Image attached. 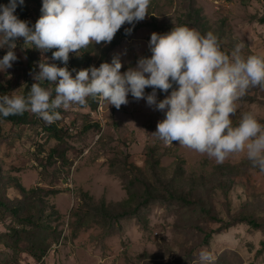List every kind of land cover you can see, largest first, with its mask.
Segmentation results:
<instances>
[{"label": "rangeland", "instance_id": "obj_1", "mask_svg": "<svg viewBox=\"0 0 264 264\" xmlns=\"http://www.w3.org/2000/svg\"><path fill=\"white\" fill-rule=\"evenodd\" d=\"M39 1L24 0L23 4L35 21L41 13ZM263 17L264 0H151L146 18L134 25L124 24L113 38L114 44L112 40L88 47L91 65L99 67L118 56L121 72L134 68L139 58L151 56L153 32L166 34L177 26L201 34L214 33L228 54L242 45L244 57L264 56ZM126 29L131 32L122 36ZM16 44L17 60L11 68L0 71V95L27 96L40 62L47 60L61 67L52 60V50L42 53L29 48L23 45V38ZM7 51L0 48V59ZM29 53L36 71L29 67ZM77 71L71 73L73 77ZM43 86L54 89L48 82ZM151 91L146 88L145 94ZM171 91L157 90V102ZM128 100L117 109L89 97L84 106L58 109L61 118L54 123L63 131L62 141L45 129L48 123L31 112H24L15 123L0 116V180L11 175L26 189L60 192L47 199L40 195L44 202L37 210H43L41 223L46 227L40 236H33L26 228L17 238L13 232L20 229L9 214L0 211V264H264V228L239 223L223 229L222 223L208 219L193 206L151 203L141 210L147 227L137 216L111 223L104 218L102 199L108 205L129 198L126 185L135 176L132 166L149 180L153 177L149 161L154 153L166 178H175L181 166L183 186L207 184L208 193L201 187L200 194L220 219L230 222L246 213L264 223V171L253 167L243 153L231 154L217 163L215 158L175 142L165 144L153 134L165 112L149 106L146 99L134 100L131 94ZM245 112H253L264 124V89L251 88L237 101V111L231 117L234 125ZM53 149L58 153L65 149L67 163L57 153L51 160ZM218 165L230 168L222 172ZM222 176L231 184L228 193L215 187ZM2 188L0 197H16L11 188ZM211 232L214 234L205 244V235ZM45 238L47 243H43Z\"/></svg>", "mask_w": 264, "mask_h": 264}, {"label": "clouds", "instance_id": "obj_2", "mask_svg": "<svg viewBox=\"0 0 264 264\" xmlns=\"http://www.w3.org/2000/svg\"><path fill=\"white\" fill-rule=\"evenodd\" d=\"M150 3L42 0V14L30 26L15 15L24 0H9L0 5V48L8 49L0 59V71L11 68L17 60L14 49L19 38H23V45L42 53L55 49L52 60L67 65L70 53L81 55L90 45L108 44L124 24L143 21ZM149 48L150 57L139 58L134 68L124 72L118 56L111 63L81 69L75 77L66 66L40 62L27 96L0 95V116L27 111L51 124L61 118L58 109L84 106L89 97L119 109L129 103L131 94L134 100L146 99L149 106L165 112L153 133L165 144L175 142L207 154L217 163L243 153L253 167L264 171V124L253 112L243 113L237 125L231 119L237 101L249 89H264V56L244 57L242 45L228 54L214 33L201 34L186 26L173 27L166 34L153 32ZM44 82L54 89L45 88ZM149 87L152 91L146 95ZM170 89V95L157 102V90L168 93Z\"/></svg>", "mask_w": 264, "mask_h": 264}, {"label": "trees", "instance_id": "obj_3", "mask_svg": "<svg viewBox=\"0 0 264 264\" xmlns=\"http://www.w3.org/2000/svg\"><path fill=\"white\" fill-rule=\"evenodd\" d=\"M1 5L8 4L9 0H1ZM40 11L42 7V0L39 2ZM42 13H39L38 18L41 16ZM15 15L21 20L27 21L30 26L35 25V20H32V17L28 14L26 6L22 5L16 8ZM200 16V15H199ZM198 16V17H199ZM197 17V18H198ZM200 20V19H199ZM264 22V17L261 19ZM122 36H127L128 32L122 31ZM116 41L113 40L112 44ZM55 49H52V52ZM91 55L89 49H82L81 55L74 54L69 58L67 65H65L62 61L57 60V63L61 65V67H67L68 70L72 73L74 70H81L85 68H90L91 65ZM28 64L29 67L35 69L36 65L34 64L32 54H28ZM94 109L96 105H93ZM21 118V115H13L9 117H2L5 121L8 122H17ZM45 129L51 133V135L59 140L62 141L63 139V131L59 128L55 123H51L45 126ZM66 132H68L66 130ZM54 153H57L60 156V160L64 163L68 161L66 159L67 151L65 149H61L58 153L57 149H53L49 157L51 160L53 159ZM149 169L150 172L153 174V177L149 180L142 170L137 169L136 167L132 166L130 169L134 173V178H131L126 185L127 193L129 198L124 202L120 203H110L106 204L107 202L105 199H102L100 206V212L104 214V218L108 219L109 223L112 221H120L129 217L137 216L143 223L144 227H147V223L142 216L141 210L148 208L151 203L154 202H161V203H179L184 206L194 207V210H198L202 213L205 217L210 220H216L217 222L222 223L223 229H228L236 224L239 223H247L251 227L255 229L264 228V223L259 221L254 216H250L246 213H241L240 215L235 216L230 220V222H225L224 220L220 219L217 215H214V211L207 205L203 195L200 194L199 188L195 183L192 187L183 186L181 183V177L184 175L182 167H178V170L175 173V178L168 179L165 177V173L161 172L160 162L159 159L154 157V153H151V158L149 161ZM218 170L222 172H228V165H218L216 167ZM1 177V175H0ZM4 180L3 185L0 187V194L4 192L3 186L7 188H11L17 195L14 199H9L4 195V198L0 197V211L9 214L10 217L15 222V225L20 230L14 231V235L18 238L19 232H24L26 228L33 233V236L41 235V233H46V227L41 223L44 219L43 210H37L42 207L44 200L40 197L43 195L44 199L48 197H55L60 194L59 191H54L53 189L44 190L43 188H30L26 189L17 177L9 175ZM0 180V181H1ZM217 189L226 190L227 193L231 190V184L229 183L227 176L219 177L217 185H215ZM204 192L208 193V186L207 184H203ZM88 196L87 194H85ZM208 195V194H206ZM38 205V206H37ZM37 206V208H36ZM99 206V207H100ZM97 207V211L98 208ZM211 233H207L204 239L205 244H209L210 239L212 238ZM28 235V234H26ZM31 236V234H30ZM48 238H45L43 243H47ZM264 246V242L262 243ZM45 253V251H43ZM36 257V256H34ZM42 259V258H41Z\"/></svg>", "mask_w": 264, "mask_h": 264}]
</instances>
